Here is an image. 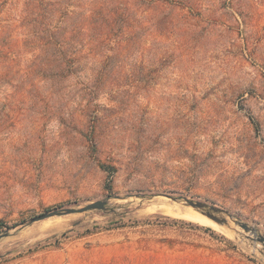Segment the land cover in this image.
<instances>
[{
	"label": "rangeland",
	"instance_id": "374dc122",
	"mask_svg": "<svg viewBox=\"0 0 264 264\" xmlns=\"http://www.w3.org/2000/svg\"><path fill=\"white\" fill-rule=\"evenodd\" d=\"M26 1L0 0V264H264V0H45L78 57L55 89L21 83Z\"/></svg>",
	"mask_w": 264,
	"mask_h": 264
},
{
	"label": "trees",
	"instance_id": "16d2710c",
	"mask_svg": "<svg viewBox=\"0 0 264 264\" xmlns=\"http://www.w3.org/2000/svg\"><path fill=\"white\" fill-rule=\"evenodd\" d=\"M47 6L48 4L45 0L26 1V9L30 17H28L29 33L24 43L26 47L31 46L35 48L38 55L32 61V68L21 78V83H25L24 85H26L37 72L43 78L50 79L53 83V89H55L61 83L62 79L75 73L78 68L75 67V59L78 57L72 55L70 47L68 46L69 33L64 34L60 27L50 29L45 24L43 25L44 19L41 17L44 15L45 7ZM122 22L120 18H116V24L113 22L110 25L122 24ZM115 54L112 55L113 59L117 56ZM10 56L12 55L7 54L0 47V63H4L2 66L0 65V70H4L5 66L9 65L11 61H14ZM9 75L10 73H7L4 78H7ZM98 79L99 77L96 78L97 81ZM30 86L33 87V85Z\"/></svg>",
	"mask_w": 264,
	"mask_h": 264
},
{
	"label": "water",
	"instance_id": "95a60500",
	"mask_svg": "<svg viewBox=\"0 0 264 264\" xmlns=\"http://www.w3.org/2000/svg\"><path fill=\"white\" fill-rule=\"evenodd\" d=\"M173 202L181 203L183 202L186 206L194 208L196 211L200 212L204 216L208 217L215 223L219 225H225L228 223V220L224 217H219L220 214L224 213V211L218 207H215L213 205H209L208 203L202 202V201H196L194 199H190L188 197H183V196H171L168 195L166 196ZM116 199H121L120 196H116ZM107 201L106 200H99L92 202L84 207H79V208H61V209H55L53 211H49L46 213H43L37 217L32 218L28 225H32L35 222L38 221H43L52 217H59V216H66V215H71V214H81L85 213L88 211H104L106 210L107 206ZM230 218L233 219V216L229 215ZM235 224L243 228L246 232L249 233H255V229L250 227L247 223H243L242 221L235 220ZM8 233H4L3 235L0 236V238L7 236ZM258 240L262 243H264V236H259Z\"/></svg>",
	"mask_w": 264,
	"mask_h": 264
},
{
	"label": "bare ground",
	"instance_id": "6f19581e",
	"mask_svg": "<svg viewBox=\"0 0 264 264\" xmlns=\"http://www.w3.org/2000/svg\"><path fill=\"white\" fill-rule=\"evenodd\" d=\"M187 212H189V211H187ZM190 212H191V211H190ZM190 212H189V213H190ZM189 213H188V214H189ZM185 216H186V215H185ZM191 216H192V215H191ZM190 218H191V217H190ZM191 219H192V218H191ZM197 219H198V218H197ZM231 220H232L233 222L235 221V220L232 219V218H231ZM230 224H231V222H230ZM230 231H231V230H230Z\"/></svg>",
	"mask_w": 264,
	"mask_h": 264
}]
</instances>
